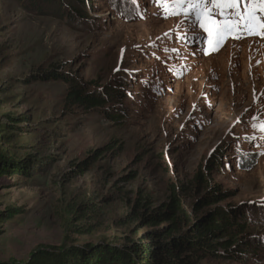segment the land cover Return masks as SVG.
Listing matches in <instances>:
<instances>
[{
	"label": "rangeland",
	"instance_id": "1",
	"mask_svg": "<svg viewBox=\"0 0 264 264\" xmlns=\"http://www.w3.org/2000/svg\"><path fill=\"white\" fill-rule=\"evenodd\" d=\"M172 3L91 0L82 22L62 18L54 0H0V125L24 116L30 133L3 148L49 158L30 177H0V261H25L38 245H126L144 232L127 221L134 202L160 207L173 188L192 214L216 185L226 196L215 207H234L261 240L245 264H264V132L253 128L264 124V37L230 36L213 49L194 14L166 17L161 5ZM55 66L122 97L68 108L67 83L38 79ZM110 143L114 151L70 177L69 163ZM9 208L21 212L3 221Z\"/></svg>",
	"mask_w": 264,
	"mask_h": 264
},
{
	"label": "trees",
	"instance_id": "2",
	"mask_svg": "<svg viewBox=\"0 0 264 264\" xmlns=\"http://www.w3.org/2000/svg\"><path fill=\"white\" fill-rule=\"evenodd\" d=\"M90 1L54 0L58 3L62 18L72 17L82 22L88 21L84 7L89 6ZM38 79L44 82L52 80L67 83L69 87L64 104L68 108L100 110L108 101L122 97L118 90L110 86L102 89L83 86L56 66L40 73ZM5 118V124L0 125V177H30L39 173L45 168L48 157L40 158L37 154H27L16 158L9 150L3 148V144L12 147L10 142L15 138L21 140L25 139L26 134L29 136L28 128L22 127L23 123H28V119L12 115H5ZM107 118L113 120L118 119V116ZM114 148L110 143L89 152L79 163H69L70 177L82 176L102 156L114 151ZM193 180L201 187L207 185L201 172H197ZM205 191L204 197L194 204L192 214L186 213L179 193L173 188L169 191L168 202L160 207L151 208L146 201L134 202L126 216L127 221L137 222L144 232L126 245H38L25 261H0V264H203L207 260H227L245 264V261L255 258V254L260 250L258 246L261 240L251 232L234 207L228 210L215 207L226 196L218 186H212ZM211 206L214 207L210 208ZM20 212V209L9 208L3 214L5 217L1 218L3 221L10 220ZM63 226L64 229H71L66 220ZM79 228L74 227L73 230L78 231Z\"/></svg>",
	"mask_w": 264,
	"mask_h": 264
},
{
	"label": "snow or ice",
	"instance_id": "3",
	"mask_svg": "<svg viewBox=\"0 0 264 264\" xmlns=\"http://www.w3.org/2000/svg\"><path fill=\"white\" fill-rule=\"evenodd\" d=\"M157 2L160 3V0ZM240 2L241 0H173L170 5L161 6L166 17L179 15L181 12L185 16L194 14L196 23L208 34L209 43L215 49L230 36L240 38L245 34H255L264 37V0H247L243 11ZM184 5H187V8ZM216 15L225 18L218 21L214 18ZM253 120H256V117H253ZM253 128L264 132V124L254 123Z\"/></svg>",
	"mask_w": 264,
	"mask_h": 264
},
{
	"label": "bare ground",
	"instance_id": "4",
	"mask_svg": "<svg viewBox=\"0 0 264 264\" xmlns=\"http://www.w3.org/2000/svg\"><path fill=\"white\" fill-rule=\"evenodd\" d=\"M259 48V49H258ZM258 49V50H257ZM256 51H258L261 54H264V45H261L259 43L256 44Z\"/></svg>",
	"mask_w": 264,
	"mask_h": 264
}]
</instances>
